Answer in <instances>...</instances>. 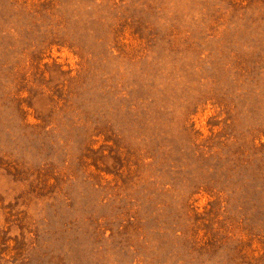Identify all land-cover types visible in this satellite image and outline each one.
I'll use <instances>...</instances> for the list:
<instances>
[{
  "label": "rangeland",
  "instance_id": "374dc122",
  "mask_svg": "<svg viewBox=\"0 0 264 264\" xmlns=\"http://www.w3.org/2000/svg\"><path fill=\"white\" fill-rule=\"evenodd\" d=\"M0 264H264V0H0Z\"/></svg>",
  "mask_w": 264,
  "mask_h": 264
}]
</instances>
